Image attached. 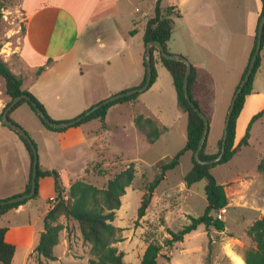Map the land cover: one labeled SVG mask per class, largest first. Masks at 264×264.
<instances>
[{
  "label": "rangeland",
  "instance_id": "374dc122",
  "mask_svg": "<svg viewBox=\"0 0 264 264\" xmlns=\"http://www.w3.org/2000/svg\"><path fill=\"white\" fill-rule=\"evenodd\" d=\"M21 1L0 0V58L15 75L25 79L27 87L36 72H28L19 60L24 34ZM180 1L160 0L162 12L175 5L181 12L180 18L173 11V33L166 49L171 54L178 48L183 51L181 56L189 62H200L206 70L209 69L215 96L211 107L205 110L209 117L206 153H216L234 88L253 44L247 32L254 0ZM115 7L114 19L108 20L106 38L110 42L114 41L118 26L130 31L135 27L134 35L128 34L126 38L130 40L133 57L143 75V34L147 20L154 14L156 0H115ZM101 42L106 45L105 38L95 45L100 46ZM154 58L155 83L130 103L124 102L108 109L106 122L111 125L122 124L120 129L113 127L107 133L100 121L93 120L83 125L85 132L93 131V134L85 137V143L73 145L75 136L45 129L26 103L11 112L9 119L20 126L34 143L40 169L59 171L66 185L82 179L103 188L108 179L129 164H134L135 178L121 197V206L113 221V225L121 229L122 241L115 246L124 254V264H140L150 243L162 247L157 264H238L243 250L252 245L245 235V229L264 214V174L258 171L255 160L256 154L260 152L263 155L264 151L252 147H264V117L252 124L247 144L228 163L216 165L211 170L217 182L224 186L228 198L227 207L218 214V218L225 223L224 231L218 232L213 228L206 230L201 225L187 235L183 242L167 246L165 240L170 238L168 230L178 231L189 223L188 216L198 217L204 213L207 207L204 195L206 180L192 185L190 192L185 190L183 176L192 166L191 155L186 152L180 158L179 166L168 172L151 194L148 193V186L156 174L155 163L183 149L187 126L186 116L177 107L170 73L160 63L157 53H154ZM117 60L118 57L111 60V68ZM107 71L109 74L110 70ZM140 82L132 87H139ZM104 86L101 81L95 92L102 93ZM259 88L263 87H255ZM9 102L0 77V200L23 193L30 163L28 151L18 135L1 123L2 112ZM251 112L247 109L243 113L244 118ZM137 115L152 119L158 125L165 126L167 131L155 143L149 144L144 133L131 125ZM243 127L242 119L239 128ZM257 128L261 131L262 140L254 142L251 134ZM81 146L85 149H80ZM49 182L42 184L37 197L27 201L22 213L9 211L0 216V228H12L13 231L23 228L14 231L18 248L12 264H89L90 245L83 242L77 224H65L63 218L57 221L64 224L65 228L59 233V241L54 248L55 260L44 259L34 252L40 231H43V214L47 204L48 210L54 204L46 200L54 193ZM147 194L151 203L145 216L138 220L141 200ZM28 225H32L31 228ZM29 244L32 252L28 254L26 250Z\"/></svg>",
  "mask_w": 264,
  "mask_h": 264
},
{
  "label": "trees",
  "instance_id": "16d2710c",
  "mask_svg": "<svg viewBox=\"0 0 264 264\" xmlns=\"http://www.w3.org/2000/svg\"><path fill=\"white\" fill-rule=\"evenodd\" d=\"M260 1L262 4V10L258 18L255 40L250 56L248 58L247 65L241 75L240 82L244 78L251 58L254 55L258 24L261 16L264 14V0ZM174 8L175 7L173 6H169L167 10L165 9V12H162L160 8V0H156L154 14L147 20L144 29V45L153 41L159 42L164 47V50L169 53L166 49V45L170 41L173 33L174 22L172 17L174 16ZM176 17H180L178 13L176 14ZM1 19L2 14L0 13V23ZM131 34H133V31L131 32ZM263 45L264 29L262 35L261 50ZM154 53L158 54V59L160 63L170 73V76L172 78V84L176 93L177 107L179 111L186 116L187 126L186 144L183 149L178 151L174 156L161 159L155 163L154 167L156 174L153 181L150 182L148 186V193L151 194L153 190L158 186V184L162 181L163 177L168 172L175 170L179 166L180 158L186 152H189L191 155L192 167L183 178V182L185 183V185L189 188L202 180H206V185L204 187V195L206 198L207 207L204 213L198 217L188 216L189 223L183 226L178 231L168 230V235L170 236V238L165 240V244L170 247L173 244L183 242L184 238L187 235L195 232L201 225H203L206 230L213 228L215 231L222 232L225 229V223L222 219L218 218V214L220 210L227 207L228 198L225 193L224 186L217 182L215 177L211 174V170L216 165L228 163L240 151L241 147L247 144L252 124L261 117H264V109L253 115L246 127L243 138L237 145L235 144L236 122L244 107L246 96L252 93L254 76L260 66V53L257 56L255 66L249 81L247 82L238 99L236 100L235 108L232 113L227 130L228 135L225 145V153L219 162L206 166L198 164L193 157V154L197 149L203 132V120L190 106L184 96L183 79L186 71V66L182 62L162 58L159 51L156 48H152V77L149 88L156 81V73L154 69ZM143 66L144 74L139 87L144 84L147 77L145 62L143 63ZM44 69V66L40 67L37 70L34 78H36L40 73H42ZM0 77L4 82L5 94L10 98V102L14 98L21 95H26L29 98L28 101H20L10 111V113L21 105H23V103H26L30 107L34 115L45 127V129L52 132H63L68 129H53L37 116L35 108L32 106L33 103L36 104L37 108L43 111V113L47 116L48 119L52 120L47 115L43 105L27 89L24 88L22 77L15 75L10 70L6 62H4L1 58ZM212 81L213 78L209 73L191 64V73L188 78V94L191 102L197 109H199L204 115L207 116L208 121L209 117L205 110L211 107L213 98L215 96V93L212 89ZM240 82L236 86L235 90L239 86ZM139 94L140 93H137L129 97H125L111 102L105 106H102L100 109L96 110L89 116L84 117L73 127L79 126L81 124L93 120H98L101 123H104L107 111L110 107L119 103L130 102L132 100H135L139 96ZM84 113L81 114V116H83ZM134 122L136 128L140 132L144 133L146 140L149 144L155 143L160 138V136L167 131V128L165 126L158 125L152 119L144 117L143 115H137L135 117ZM18 137L23 142L26 150L28 151L30 163L24 191L23 193L16 196L27 194L30 191L33 165V155L29 144L27 143L26 139L22 136L18 135ZM221 144L222 137L218 141L217 152L208 154L206 153V139L204 147L200 152L199 158L203 161H210L217 158L220 154ZM257 169L259 172H262L264 174V160L260 161L257 166ZM135 173V166L133 163H131L125 169L119 171L112 178L108 179L106 185L103 188H98L82 179L74 181L69 185L68 188H66L63 185L61 176L57 170H41L38 165L36 177V193L32 198L38 196L39 179L49 177L53 181L54 198L48 200V202L53 201L54 204L43 217V231L40 233L39 241L34 249V252H36L38 256L43 257L44 259L51 261L55 260V256L53 253L54 248L58 244L59 233L65 228L64 224L57 223V221L59 218H63L65 224H77L83 242L90 245L91 259L89 260V264H124V254L119 251L118 248L115 246L116 243L122 241V238L120 236L121 229L114 226L113 221L115 219L116 211L121 206V197L125 194L126 189L131 185L132 181L134 180ZM28 200L11 205L0 206V216H3L11 210L17 209L19 206L25 204ZM150 203L151 199L147 194L141 200V205L138 209V220L142 219L145 216L146 210L149 207ZM6 232V228H0V264H12L15 253V246L5 240ZM245 235L250 240L252 245L251 247L244 249L242 252V259L244 264H264V214H262L259 218L255 219L253 222L250 223V225L247 226V228L245 229ZM161 250L162 247H160L158 244H148L142 255L140 264H157V260Z\"/></svg>",
  "mask_w": 264,
  "mask_h": 264
},
{
  "label": "crops",
  "instance_id": "0c3cea01",
  "mask_svg": "<svg viewBox=\"0 0 264 264\" xmlns=\"http://www.w3.org/2000/svg\"><path fill=\"white\" fill-rule=\"evenodd\" d=\"M21 9L24 34L22 36L19 60L31 74L37 72L40 67H45L42 73L29 81L27 87H25V79L22 77L24 88L43 105L51 119L62 120L63 122L75 120L106 98L136 88L132 86H135L136 82H142L143 75H141L138 63L133 57L130 40L126 38L128 34L134 35L136 28L134 27L130 31L128 28L123 29L118 26L114 41L110 42L107 39L108 37L106 38L109 32L107 28L108 20L114 19L116 11L115 0H22ZM137 10L135 9V12H138ZM261 10V1L254 0V9L250 10L247 32L248 38L253 39V44ZM173 11L176 14L178 13L181 18V12L177 5H175ZM132 31L133 34H131ZM102 38H105L106 45L101 42L100 46H96V42H99ZM175 50L171 54H183V51L178 48ZM251 50L247 57L246 65ZM209 53L211 55V52L207 54ZM115 57H118V60L116 65L111 68V65H113L111 60ZM190 63L209 73V69L206 70L202 63ZM114 69L117 71L114 72ZM107 70H110L109 74ZM116 72L117 76H115ZM263 76L264 45L260 51V66L254 76L252 93L246 96L244 107L236 122V145L243 138L246 127L253 115L264 109ZM101 81L105 84L104 91L102 93L95 92L96 86H99ZM256 86L257 88L258 86L263 88L255 89ZM247 104L248 109L252 110V112L244 118L243 113ZM108 111L104 123H101L107 133L111 132L113 127L115 129L123 127L122 124L112 123L111 125L106 122L109 115ZM242 119L245 127L239 128V122ZM84 124L68 127L63 132L53 133L70 135V137L75 136L73 138L74 141H72L73 145H80L86 142L85 137L93 134V131L85 132L83 130ZM131 125L135 128L134 118L131 121ZM256 125L259 126V124ZM251 137L254 142L261 139V131L258 128L255 129ZM252 147L253 149L255 148L254 150L262 149L264 151V147L261 148L260 145H252ZM80 149H85V147L81 146ZM255 160L258 166L260 161L264 160V154L262 155L258 152ZM59 174L62 180V174L60 172ZM49 180L53 188L51 178H41L38 183V194L41 193L42 184L45 181L50 183ZM25 185L26 182L24 188ZM63 185L68 188L70 183L68 185L63 183ZM185 190L190 192L191 189L185 186ZM53 198L54 193H51L46 200ZM27 203L11 211L15 214L22 213ZM48 207L49 205L47 204L43 216L47 213ZM28 226L31 228L32 225ZM21 230L23 228H15L14 231ZM14 231L12 228L7 229L5 240L13 244L16 251L18 248L16 244L17 235ZM31 249V244H29L26 252L29 254L32 252Z\"/></svg>",
  "mask_w": 264,
  "mask_h": 264
},
{
  "label": "water",
  "instance_id": "95a60500",
  "mask_svg": "<svg viewBox=\"0 0 264 264\" xmlns=\"http://www.w3.org/2000/svg\"><path fill=\"white\" fill-rule=\"evenodd\" d=\"M263 29H264V14L261 16L259 24H258L254 55L251 58V61L249 63V66H248V69H247V72H246L244 78L240 82L239 86L237 87V89L235 90V92L231 98V101H230V104H229V107H228V110L226 113L224 126H223L222 144H221L220 154L218 155L217 158H215L213 160L203 161L199 158L200 152H201L202 148L204 147V144H205L206 139H207V135H208V131H209V121H208L207 116L204 115L199 109H197L194 106V104L191 102L189 94H188V78H189V75L191 73V63L181 55L167 53L164 50V47L162 46V44L159 42L153 41V42H149L145 45L144 62H145L147 77H146L144 84L141 87L133 88V89L121 92L119 94H115V95L101 101L100 103L96 104L95 106H93L90 110L85 112L83 116H80V117L76 118L75 120H71L68 122L52 121V120L47 118V116L43 113V111H41L39 108L36 107V104L33 103L32 106L35 108V112H36L37 116L44 123L48 124L53 129H65V128L74 126L76 123L80 122L84 117L89 116L90 114H92L96 110L100 109L102 106H105L111 102H114L116 100H119V99H122L125 97H129V96L137 94V93L145 92L150 86L151 77H152L151 49L156 48L159 51L162 58L167 59V60L182 62L186 66V71H185V75H184V79H183L184 96H185L186 100L188 101V103L190 104V106L195 110V112L198 114V116L203 120V132H202L199 144L197 146V149L193 154V157H194V160L200 165H205V166L206 165H212V164L219 162L225 153V145H226L227 135H228L227 130H228V126H229V123L231 120V116H232V113H233L234 108H235L236 100L238 99L243 88L245 87V85L249 81L250 76H251L253 69H254V66H255L257 56L260 53L261 46H262ZM22 100L28 101L29 98L26 95L18 96L16 98H14L4 108L2 115H1V123L3 126L8 127L12 131H14L16 134L25 138L27 143L30 146V149H31V152L33 155L31 189L27 194H23L20 196H16L13 198L6 199L4 201H0V206H6V205H11V204L23 202L25 200L32 198L36 193V177H37V171H38V154H37L36 147H35L34 143L32 142V140L30 139V137L28 136V134L20 126H18L17 124H15L13 121H11L9 119L10 111Z\"/></svg>",
  "mask_w": 264,
  "mask_h": 264
},
{
  "label": "bare ground",
  "instance_id": "6f19581e",
  "mask_svg": "<svg viewBox=\"0 0 264 264\" xmlns=\"http://www.w3.org/2000/svg\"><path fill=\"white\" fill-rule=\"evenodd\" d=\"M247 109H245L244 114L247 112ZM238 264H244L243 260L241 258L238 259Z\"/></svg>",
  "mask_w": 264,
  "mask_h": 264
},
{
  "label": "built area",
  "instance_id": "2783aa9c",
  "mask_svg": "<svg viewBox=\"0 0 264 264\" xmlns=\"http://www.w3.org/2000/svg\"><path fill=\"white\" fill-rule=\"evenodd\" d=\"M223 210V209H222ZM221 211V210H220Z\"/></svg>",
  "mask_w": 264,
  "mask_h": 264
}]
</instances>
